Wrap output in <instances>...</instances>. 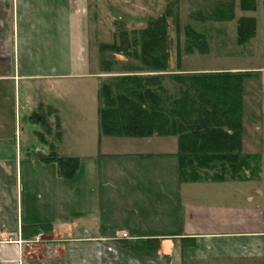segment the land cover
I'll return each instance as SVG.
<instances>
[{"label": "crops", "instance_id": "obj_1", "mask_svg": "<svg viewBox=\"0 0 264 264\" xmlns=\"http://www.w3.org/2000/svg\"><path fill=\"white\" fill-rule=\"evenodd\" d=\"M159 1L0 0V264H264V0H255L253 11L239 10L234 23L195 22L191 2L201 7L209 0H177L187 7L186 25L197 24L192 28L217 55H235L244 46L251 58L246 66L183 75H246L241 146L256 159L253 178L182 181L175 135H104L99 106L92 140L79 143L76 127L67 137L59 124L73 113L68 99L52 97L61 82H89L98 99L100 86L113 76L101 70L98 51L99 45H110L105 39H115L110 26L123 21L121 32H126L147 25L160 17L152 12ZM241 17L255 20V32L240 46L236 22ZM221 29L229 43L221 42ZM72 99L89 104L92 113L87 93ZM36 104L46 116L45 148L35 157L56 169L52 177L32 182L24 198L23 189L18 192V147L7 121L12 111L14 117L33 113ZM52 149L58 158L76 159L77 168L88 150L90 174L64 178L55 160L43 159ZM237 187L245 188V209L235 202Z\"/></svg>", "mask_w": 264, "mask_h": 264}, {"label": "trees", "instance_id": "obj_2", "mask_svg": "<svg viewBox=\"0 0 264 264\" xmlns=\"http://www.w3.org/2000/svg\"><path fill=\"white\" fill-rule=\"evenodd\" d=\"M234 3L235 0H209L203 9L191 13L190 19L228 22L234 18ZM239 7L245 12L253 11L255 0H239ZM236 31L237 43H245L254 35L255 20L239 18ZM184 33L187 51H206L202 34L188 25L184 27ZM121 34L120 44H101L99 54L110 50L128 59L138 57V64L128 65L122 75L112 76L100 86L101 133L119 137L175 135L182 181L253 178L258 172L256 159L241 154L242 82L246 75L167 74L164 15L150 20L144 29ZM134 34L139 36L138 53L130 52L128 48L123 53L122 47L133 43L129 39ZM110 66L111 63L100 62L102 71H108L106 68ZM164 76H168L170 83L167 85L172 89L165 85ZM43 159L55 160L60 174L67 179L77 170L76 159L58 158L53 149ZM33 232L39 233L37 226Z\"/></svg>", "mask_w": 264, "mask_h": 264}, {"label": "rangeland", "instance_id": "obj_3", "mask_svg": "<svg viewBox=\"0 0 264 264\" xmlns=\"http://www.w3.org/2000/svg\"><path fill=\"white\" fill-rule=\"evenodd\" d=\"M178 2L177 0H161L159 1V7L152 9V12L156 10L155 14L157 16L164 15V19H165V52L167 54V64H166L167 74L183 75V73H188L187 71L189 70L212 68V67H216L219 69H227V68H230V66H235L236 64L237 65L241 64V66H246L247 64L246 58H248L250 62L251 58L247 56V52H245L246 48L244 46H243L244 48L239 47L237 48V50L235 49L238 54L217 55L214 52L212 46L208 44V42L204 41V44L209 45L208 46L209 51H206L205 53L199 52L196 49L190 52L187 51L186 43H185V34H184V27L187 26L186 25L187 7H184V6L179 7ZM191 3L193 4H191V8H189V15L193 13L194 11H196L197 9H200V10L203 9L205 2L202 3L201 7H199L196 2H191ZM235 5L236 4L234 3V18L228 21L230 23H234L235 19L237 18L239 10L243 13L245 12L240 9L239 0H238L236 8H235ZM113 10H114L113 13L116 15L117 9H113ZM144 19L145 18H143L142 20ZM122 22L123 21H119L118 23H115L114 25L110 26L109 30L111 33H109V30H108V34L111 35L112 39L115 36V39L114 41L111 39H108V40L105 39L106 40L105 42L109 44H112V43H115L117 45L120 44L119 40L122 37L121 30L126 26V25H123ZM232 26L234 27V24ZM145 27L146 25H143V26L132 25L130 28H126V33H130L132 31H138L140 29H144ZM192 27L194 29H197V24H193ZM222 31L224 33V30L221 29L220 36L223 38L221 39V42L225 44V41L227 42V40H230V36L228 34L223 35ZM234 35L235 34L233 32L232 36ZM138 38H139L138 34H134L133 36H131L129 40L133 41V43L129 44L125 48L122 47L123 53H124V50L127 48L130 52L135 51V53H138L139 47L138 45H136L137 43H139ZM236 42H237V39H236ZM93 43L95 46V41L91 40V44ZM99 57H100V62L105 61V62L111 63L112 65L106 68L108 69V71H103V72L106 74L107 73L113 74V76L115 77L118 75H122L125 71H127L126 69L129 68L128 65L137 66L138 64L136 61L138 57L137 58L135 57L134 59L133 57H131L128 59L124 55H121L120 53H114L110 50L101 52L99 54ZM263 57L264 56H261V58ZM253 63L257 65V64H261V61L254 60ZM124 67H127V68H124ZM163 78H165L164 82L166 81L165 85L169 87L170 85H167V83H170L169 80L167 79L168 76H164ZM102 81L103 79H100V83ZM244 83H245V78L243 79V82H242V109H241L242 117L244 113V104H243ZM93 88L96 89L95 86H93ZM169 88L172 89V87H169ZM91 89H92V84L89 82L84 83V84L83 83L81 84V82H75V81L74 82H61V85L55 91L56 95L52 96L53 98L55 97L63 98L64 97L68 99L66 100L68 101L66 105L72 106L73 108L72 116L69 113L68 118L65 119L63 123L60 122L59 124L62 126L65 133H67V137H70V131L74 130V128L76 127L80 132V135L77 136L79 143L85 140H92L94 138L93 137L94 129L96 127L98 128V125L96 124L98 123L96 122V112L99 106L98 99H97V93L95 89L94 91L93 89L92 90ZM57 92L60 94L57 95ZM86 93L88 96V102H89V98L92 97L93 99L92 109L94 111L92 110V113L90 110L91 106L89 104H78L74 99H72V97L76 95H79V96L86 95ZM40 106H41L40 104H36L35 110L33 113H29V114L24 113V114H21L20 117L18 115L17 117L16 116L14 117V112L12 111L11 117L7 121L8 122L7 128L13 132L12 138L17 143V147H18L17 149L18 151V157H17L18 176L21 178L19 180V177H18V184H19L18 192L20 194V192L22 191L21 189H23L24 198H25L27 187L29 185L30 187L33 186L35 184L34 183L35 180L43 178V175L45 174H46L45 176L47 177H52L51 174H54L53 171L54 169H56L55 165L45 166L44 164L43 165L40 164L42 161L39 159L40 161L39 162L38 159L36 158L37 157L36 152L38 151L42 152L45 148L44 143H43V138H44L43 131L45 130L43 119L46 116V113L44 110H41ZM82 107L86 109L82 111ZM75 110H76V114H74ZM81 111L83 112L82 114L80 113ZM15 128L18 132L16 135H15ZM243 132H244V128H243V119H242V134ZM71 137H75L76 139V136H71ZM75 148L77 149V147ZM87 152L83 153L84 154L83 155L84 158L82 159L83 165L80 168L78 166L77 171L75 173V175L77 176H86L90 174V172L86 173V171L90 170V169H86L87 159L85 158V156L87 155ZM95 154L97 155L98 153H95ZM241 154L243 156L247 155L245 151L243 150ZM94 159L96 160L95 156H94ZM9 171H11V169ZM32 182L34 184H32ZM10 185L12 186V183H10ZM235 191L238 194L235 199V202L238 205V209H241V208L245 209L246 208L245 196H244L245 194H243V192H245V188L240 189V187H237ZM235 191L231 190L230 194H234Z\"/></svg>", "mask_w": 264, "mask_h": 264}, {"label": "built area", "instance_id": "obj_4", "mask_svg": "<svg viewBox=\"0 0 264 264\" xmlns=\"http://www.w3.org/2000/svg\"><path fill=\"white\" fill-rule=\"evenodd\" d=\"M40 236H41V235L38 236L39 239H40ZM126 236H127L126 233H121V234L119 235V237H126Z\"/></svg>", "mask_w": 264, "mask_h": 264}]
</instances>
